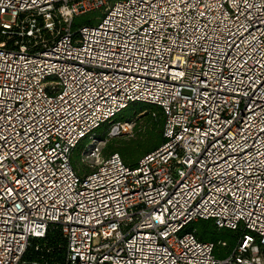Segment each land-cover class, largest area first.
<instances>
[{
    "label": "built area",
    "instance_id": "2783aa9c",
    "mask_svg": "<svg viewBox=\"0 0 264 264\" xmlns=\"http://www.w3.org/2000/svg\"><path fill=\"white\" fill-rule=\"evenodd\" d=\"M136 102L164 143L134 168L87 148L75 171ZM0 137V264H50L26 257L50 233L56 264H264V0H0ZM199 219L241 231L228 254Z\"/></svg>",
    "mask_w": 264,
    "mask_h": 264
},
{
    "label": "trees",
    "instance_id": "16d2710c",
    "mask_svg": "<svg viewBox=\"0 0 264 264\" xmlns=\"http://www.w3.org/2000/svg\"><path fill=\"white\" fill-rule=\"evenodd\" d=\"M102 17V14L99 11H90L85 14L76 15L72 19L71 27L77 28L81 26H88L91 24L96 23L99 18ZM138 112H144L147 116V122H148V129L147 132L149 135H152V140L149 141V144L147 147H145L144 150L138 151L137 153H132L133 155L128 154L129 146L122 144L117 147V149L111 150L110 153L103 156L104 158H107V156L112 154H118L120 158L123 160V162L131 167L134 168L137 166L138 161L145 155L149 154L150 152H153L156 148H158L161 144L164 143L165 138L163 137V129H164V113L160 106H157L155 104H148L144 102H136L131 103L127 106V108L123 109L120 113H117L113 118L106 121V123L102 124L100 127L94 130L93 135H96L98 131L104 127L106 124H109V126L106 128V133L109 132L110 127L117 124L121 125L124 120H129L131 118L132 111ZM112 138V137H111ZM90 138L85 137L81 139V141L75 146V148L71 151V158L70 163L72 168L77 171L79 174L87 173L90 170H80L79 168L75 167L72 160L73 155L72 153L76 150V148L80 145H84ZM107 149H104V152H106ZM131 150V148H130ZM85 151V145L83 146V149L80 152L83 153ZM76 159V158H75ZM185 230L191 231L194 233L196 238L199 241H208L213 243L215 245L214 253L218 257L224 256L225 254H228L233 246L235 245L238 237L241 234L240 230H231L227 228H218L216 227L214 221L212 219H199L196 221H192L188 223L185 227ZM33 242L39 246V250L37 252H33L32 245L28 248V252L26 254V257L33 255L32 257H37L40 260H44L46 262H50V264H56L53 262V260H57L60 258L63 254V242L59 236L58 233H50L47 235L46 239H34ZM221 242H224V245L221 244ZM30 257V258H32Z\"/></svg>",
    "mask_w": 264,
    "mask_h": 264
},
{
    "label": "rangeland",
    "instance_id": "374dc122",
    "mask_svg": "<svg viewBox=\"0 0 264 264\" xmlns=\"http://www.w3.org/2000/svg\"><path fill=\"white\" fill-rule=\"evenodd\" d=\"M118 1V0H116ZM124 124V127L121 126L120 133L112 135L109 132L106 133V128L109 124H106L102 127L96 135L92 136L84 145L85 150L87 148L97 146L100 151V155L105 156L110 153L111 150L119 148L120 145L125 144L129 146L128 154L133 155L132 153H137L138 151H142L147 147L149 141L153 138L152 135H149L147 132V116L144 112H137L132 111L131 118L129 120L121 121ZM112 137V138H111ZM83 145V146H84ZM83 146L80 145L76 148V150L72 153L73 157V164L75 167L79 168L80 170H87L89 169V164L83 162L81 160L83 153L80 152L83 149ZM131 148V150H130ZM104 149H107L104 152Z\"/></svg>",
    "mask_w": 264,
    "mask_h": 264
},
{
    "label": "snow or ice",
    "instance_id": "6c2138e0",
    "mask_svg": "<svg viewBox=\"0 0 264 264\" xmlns=\"http://www.w3.org/2000/svg\"><path fill=\"white\" fill-rule=\"evenodd\" d=\"M0 138H2V137H0Z\"/></svg>",
    "mask_w": 264,
    "mask_h": 264
}]
</instances>
